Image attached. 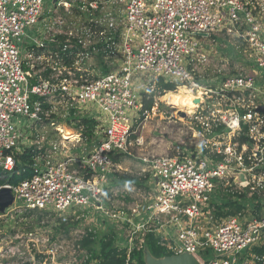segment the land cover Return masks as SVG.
<instances>
[{"label": "built area", "instance_id": "obj_1", "mask_svg": "<svg viewBox=\"0 0 264 264\" xmlns=\"http://www.w3.org/2000/svg\"><path fill=\"white\" fill-rule=\"evenodd\" d=\"M46 1L0 0V169L24 154V130L34 139L31 176L5 186L17 205L62 222L102 211L139 101L154 81L175 83L201 97L184 112L190 141L143 161L152 198L141 227L167 223L171 256L264 264L253 252L264 246V0ZM224 42L231 73L233 60L215 50ZM143 74L152 80L137 91ZM84 121L94 122L89 135ZM228 194L246 195L245 208L216 217Z\"/></svg>", "mask_w": 264, "mask_h": 264}, {"label": "rangeland", "instance_id": "obj_2", "mask_svg": "<svg viewBox=\"0 0 264 264\" xmlns=\"http://www.w3.org/2000/svg\"><path fill=\"white\" fill-rule=\"evenodd\" d=\"M45 4L47 9L53 6L52 0L46 1ZM224 43L227 44L225 48L216 46L215 50L220 58L233 60L229 61L228 66V72L231 73L235 70L236 58L229 44ZM214 65L217 64L214 62ZM213 69L211 63L210 70ZM151 80V76L144 74L135 75L133 79L137 91H143ZM159 83L160 80L154 81L152 92L147 93H153V107L148 114L140 116L134 123L129 155L118 157L116 160L120 166L117 178L129 175L135 178L137 183L117 182L108 192L109 201H105L102 211L78 210L66 214L63 216L67 217L64 228H60L59 222H62V218L57 214L49 211L29 213V210L17 205L11 195V204L5 208L0 207V264H85L89 257L88 252L81 248L79 241L90 232L96 236V239L113 233L114 246L119 251H126L125 263L129 258L130 262L138 264L130 257V253L134 251H143L144 262L146 264L149 262L150 254L145 246V239L149 234L166 241L168 245L170 229L167 223L141 227L146 220L145 211L152 198V186L143 161L150 157L170 156L174 143L187 142L190 139L186 130L187 121L178 115L179 112L184 113V111L174 109L163 100L167 92H175L180 86L173 83L175 85L173 91L161 92L158 91ZM139 102L142 106L141 100ZM15 121L19 122L18 125L22 130L29 124V121L23 118H15ZM91 130L92 128H87L84 133L89 135ZM84 142L88 148L91 147L89 138ZM74 144L79 146L81 142ZM254 196L257 197V194ZM229 197L233 198L232 195ZM111 214L120 218L111 222L114 220ZM89 264L97 263L90 261Z\"/></svg>", "mask_w": 264, "mask_h": 264}, {"label": "trees", "instance_id": "obj_3", "mask_svg": "<svg viewBox=\"0 0 264 264\" xmlns=\"http://www.w3.org/2000/svg\"><path fill=\"white\" fill-rule=\"evenodd\" d=\"M160 80L158 85V91H173L175 85L173 83H164ZM149 98V99H147ZM153 93H145L142 98V109L141 117L144 114H148L150 109L153 107ZM85 125L88 129L93 128L94 122L87 121ZM30 153L25 152L22 155H16V166L11 172H4L0 169V187L5 185H17L21 180L31 176L32 172L28 167L30 163ZM117 160V159H116ZM124 182L125 184H134L137 183V180L129 175L119 176L116 179L117 182ZM230 195H225L223 201L216 205L215 215L216 217H226L233 216L242 209L245 208L244 204L247 203L246 195H234L233 198L229 197ZM253 199L258 200L257 197ZM237 211V212H235ZM34 211L29 210V213ZM235 212V214L233 213ZM229 213V214H228ZM225 216H222L224 215ZM60 228L65 227V222H59ZM82 249H86L88 252V259L85 264H89L90 261H94L97 264H124L127 258L125 250L119 251L118 248L114 246L115 236L113 233L103 235L102 238L96 239V236L93 233H86L85 236L79 241ZM146 249L148 253L156 259H161L171 256L170 251L162 245L159 238H155L153 234H149L146 239ZM253 252L257 254H264V246L261 248H254ZM143 251H134L130 253L131 260H136L138 264H145L143 259ZM40 258V256H38Z\"/></svg>", "mask_w": 264, "mask_h": 264}, {"label": "bare ground", "instance_id": "obj_4", "mask_svg": "<svg viewBox=\"0 0 264 264\" xmlns=\"http://www.w3.org/2000/svg\"><path fill=\"white\" fill-rule=\"evenodd\" d=\"M201 92L194 93L191 90H189L187 87L180 86L176 89L175 92H167L163 96V100L173 106L174 109H180L181 111H188L190 113L192 109L195 107L194 105V99H200ZM176 115V114H175ZM67 135H69V131H65Z\"/></svg>", "mask_w": 264, "mask_h": 264}, {"label": "water", "instance_id": "obj_5", "mask_svg": "<svg viewBox=\"0 0 264 264\" xmlns=\"http://www.w3.org/2000/svg\"><path fill=\"white\" fill-rule=\"evenodd\" d=\"M195 102H198V100H195ZM178 115L182 118L185 117L183 112H179ZM11 202L12 196L9 189L6 187L0 188V207L5 208L10 205ZM148 258L149 262L147 264H199L194 257L186 254L179 256H169L161 258V260L153 258L151 255H148Z\"/></svg>", "mask_w": 264, "mask_h": 264}, {"label": "crops", "instance_id": "obj_6", "mask_svg": "<svg viewBox=\"0 0 264 264\" xmlns=\"http://www.w3.org/2000/svg\"><path fill=\"white\" fill-rule=\"evenodd\" d=\"M24 132L26 133L25 139L23 140V144H25V145L24 146L22 145L21 147H22L24 153L25 152L31 153V151L33 150V147H30V148H28V147L31 145L32 141H34V139L32 137L33 132L27 133L28 132L27 129L24 130ZM48 132H50V131H48ZM49 136H51V134H49ZM29 165H30V163H29Z\"/></svg>", "mask_w": 264, "mask_h": 264}]
</instances>
